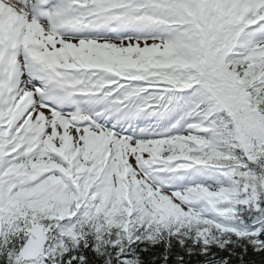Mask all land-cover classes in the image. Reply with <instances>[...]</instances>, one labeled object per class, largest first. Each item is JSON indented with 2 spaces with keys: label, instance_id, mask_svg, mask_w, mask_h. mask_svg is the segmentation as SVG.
I'll list each match as a JSON object with an SVG mask.
<instances>
[{
  "label": "snow or ice",
  "instance_id": "1",
  "mask_svg": "<svg viewBox=\"0 0 264 264\" xmlns=\"http://www.w3.org/2000/svg\"><path fill=\"white\" fill-rule=\"evenodd\" d=\"M234 260L264 264V0H0V264Z\"/></svg>",
  "mask_w": 264,
  "mask_h": 264
},
{
  "label": "trees",
  "instance_id": "2",
  "mask_svg": "<svg viewBox=\"0 0 264 264\" xmlns=\"http://www.w3.org/2000/svg\"><path fill=\"white\" fill-rule=\"evenodd\" d=\"M178 250H179L178 247L174 248V252H176V251H178ZM237 251H239V250L237 249ZM225 254H226V253H225ZM186 259H187V257H186ZM196 259H197L196 257H193V258H192L193 261L196 260ZM259 259H260L259 256H255V255H253L251 249H249L248 255L245 256V261L259 260ZM233 264H237V262L234 260V261H233Z\"/></svg>",
  "mask_w": 264,
  "mask_h": 264
}]
</instances>
